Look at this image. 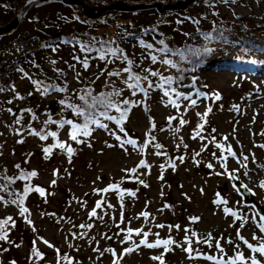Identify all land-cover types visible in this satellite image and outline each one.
I'll return each mask as SVG.
<instances>
[{"label":"rangeland","instance_id":"obj_1","mask_svg":"<svg viewBox=\"0 0 264 264\" xmlns=\"http://www.w3.org/2000/svg\"><path fill=\"white\" fill-rule=\"evenodd\" d=\"M84 1L95 9L104 6L103 0ZM177 1L185 0H165L162 4ZM7 4L0 0V19L12 14ZM155 10L157 8L131 12L115 10L122 15L118 19L117 16L115 22H122L123 16L148 20L154 16L152 12ZM80 11L83 12L80 5L63 1H50L37 6L30 18L22 20L12 35L4 38L2 43L0 40L3 49L0 52V67L10 58H18L28 48L30 38L39 33L37 21L61 19L58 23H65L64 28L70 29L74 16ZM182 11L197 15L199 19L207 18L203 26L210 27L212 21L222 23L221 28L214 29L220 39L223 37L220 42L222 46L206 47L196 53L191 50L187 69L174 62L178 78H175L171 88L197 99L195 106L183 96L177 99L171 93V98L179 105L178 109L173 107L167 103L169 97L163 98L154 84L152 89L147 90V96L138 92L135 99L130 98L129 101L134 102L135 106L131 108L123 127L126 133L130 131L137 136L133 139L137 142L135 147L131 144L121 147L115 136L95 124L90 125L94 129L92 135L81 136L79 138L85 142L76 143L70 140L68 124L62 128L56 124V140L66 142L75 150L71 162L67 152L58 147L53 148L50 155L44 156L42 140L31 134V125L27 124L43 122L45 127L49 126L50 123L45 122L56 111L55 102L60 92H38L35 95L30 91L25 92L28 82L22 74L14 79L12 89L2 91L0 87V167L12 171L13 163L22 162L31 169L29 173L35 171L38 174L33 177V182L45 190L44 196L38 192L28 193L23 207L29 211L21 215V206L10 202L20 186L15 184V187L8 189L0 187V197H3L0 200V220L12 217L21 223L16 225L10 250L6 252V264H34V259L41 256L50 264H113L116 259H119V264H160L152 257L162 254L164 264H216V261L205 257L223 256L224 260H228L237 252L243 253L245 258L256 255L264 264V257L253 254L237 236L239 229L240 236L253 245H258V241L253 239L254 234L264 236L256 227L257 223H264L260 221V215H264V187L261 186L264 182V148L259 147L264 145V0H228V3L223 0H196ZM157 12L163 16V20L171 14L170 10ZM170 17L173 18V15ZM115 22L113 27L118 26ZM103 23H107V20ZM103 26L101 32L109 29ZM183 27L189 30L194 25ZM241 35L248 38L242 39ZM233 62L243 67H231ZM7 70L10 73V69ZM144 76L152 80L149 73ZM67 77L69 87H73L76 84L73 72ZM7 78L8 72L0 75V82ZM198 92L207 94V98H198ZM215 93L221 99L215 100ZM234 105L238 106L239 111ZM209 107L212 110L205 123L202 117ZM28 109L31 111H26ZM168 117H176L171 125ZM181 118L186 121L183 125L180 124ZM111 124L115 122L111 121ZM201 124L203 129L199 128ZM19 126L27 131L23 134L22 145L17 146L21 137ZM115 127L109 130L120 136L121 140L129 138L120 133L116 124ZM197 132L199 135H196ZM46 133L49 131L46 130ZM152 137L155 139L144 148ZM49 142L48 147L52 146V141ZM156 144L162 147L157 149ZM216 144H223L225 149L230 144L236 157L217 148ZM157 152L160 154L157 155ZM224 156L227 157L226 161L222 159ZM244 156L248 157L247 161L243 159ZM179 157H183V160ZM142 160L147 167H139ZM209 163L213 165L212 168L207 166ZM130 169H136V172L127 171ZM233 174L247 185L251 201L233 188V185L236 186ZM31 178L26 180L31 181ZM15 181L13 178L12 183ZM110 185L119 187L108 192L97 191ZM220 198L226 200L227 204L214 203ZM97 201L103 202L100 208H96ZM225 207L246 217L247 223L241 226L240 220L225 215ZM94 209L97 215L90 217ZM144 212L150 215L145 218L141 215ZM258 212L260 215H256ZM192 217H199V220L193 222ZM161 224L165 227H157ZM80 225L86 227L81 228ZM168 226H172L171 229ZM128 228L149 232L147 239L150 243L168 238L177 243L170 245L167 252L164 247L150 249L141 246L124 254L121 259L124 249L133 246L132 242L122 243ZM21 230L26 232L22 233ZM193 231L197 236H192ZM143 232L140 236L133 233L132 241L138 244ZM209 234L211 247L204 242ZM186 236L192 240L191 256L183 250L188 246L184 243ZM197 239L200 243H196ZM229 239L233 243L229 244ZM217 241L224 249L223 253L216 248ZM34 248L41 253L40 256L34 255ZM111 250H115V256ZM4 255V251L0 253V264L4 263L1 260Z\"/></svg>","mask_w":264,"mask_h":264},{"label":"trees","instance_id":"obj_2","mask_svg":"<svg viewBox=\"0 0 264 264\" xmlns=\"http://www.w3.org/2000/svg\"><path fill=\"white\" fill-rule=\"evenodd\" d=\"M24 1L25 0H2V2L8 3V9L11 10L10 12L12 14L11 16L1 18L0 24H5V22L7 23L11 20ZM50 1L59 2L62 0H49L47 2ZM117 1H122L129 5H138L144 3H162V1L165 0ZM117 1L103 0V5H110L111 3ZM42 4L33 6L23 21H25L26 18H30L29 15L32 11L37 6ZM157 11H153L152 13L154 16L148 20H135L131 17L123 16L121 18L122 22H115L117 16V19L119 16H122L119 14L120 12L105 11L101 13L97 19H93L87 17L80 11V13L78 12L74 16V23L71 25L72 27L70 29L64 28L65 23H58L61 19L51 18L37 21L36 25L38 26L37 28H39V33L30 38L31 43L28 45V48L19 54L18 58H10L7 63L0 67V75L7 74V72L9 75V78H7L4 82H0V87L2 91L12 89L11 87L14 83V79L20 74L24 75L28 82L27 91L25 92L30 91L33 95L38 92L43 93L42 90L44 88L51 86H56L57 88L66 86V91L60 92L59 97L56 98V111L52 112L51 119L52 121L71 120L74 124L82 125L85 122L84 117L77 116L73 109L66 107V105L72 104L88 111L85 101L80 99V96L85 95L86 91H90L92 97H95L99 96L101 93H107L115 89L121 91V95L116 98L120 101L125 99L130 100V98L135 99L136 95L132 94L133 91H136V93L141 92L139 90L129 89L126 86L129 74L123 72V69L128 67L127 60H131L133 62L131 65L132 72L141 77L149 73L147 70L159 73L156 77L152 76L151 80L154 82H152V84L157 87V85L161 83V76L166 78L171 77L173 78V81L176 77L178 78V72L175 67L162 63L165 59L172 61L173 64L174 62H177L178 66L182 68L185 67L187 69L191 50L196 53L199 50H204L206 47H218L221 45L220 42L223 37L220 39V35L215 33L214 29L216 27L221 28L222 23L219 24L212 21L210 27L203 26L204 22L208 20L207 18L199 19L197 18V15H191L182 10H170L171 14L166 16L165 20H163V16ZM170 15H173V18L170 17ZM108 16H111L110 18L112 20L109 19ZM64 17L67 18L65 15L63 18ZM76 17H79V19H76ZM104 20H107V23H103ZM178 21H180V23H178ZM193 21H198L199 23H193ZM114 22L118 24L117 27H113ZM187 24L194 25V28L189 30L184 28L183 26ZM19 26L20 24L15 28V30H17ZM102 26H106L109 29L105 30V32H101L100 30ZM15 30H12L7 34L0 35L1 43L4 41V38L12 35ZM225 33L229 34L227 30H225ZM209 36L211 38H209ZM241 38L246 39L248 37L241 35ZM141 40L144 41L145 44L152 45V49L154 51H152L151 54L157 56V61L155 63H153L150 58V50L141 46ZM161 40H163L164 44L171 49V52L164 53L159 51V49L164 47V45L159 43ZM65 41H68V43H65ZM82 46H85L84 50H82ZM53 48L56 50L53 51ZM89 48H111L119 49L120 51L117 52L116 56H113L110 53H105L106 58L101 60L99 58L100 53L95 50L88 51ZM1 51H3V49L0 46V52ZM76 57H79V61L75 59ZM86 58L89 64L87 69L84 68L82 63V61ZM53 61H55V63H52ZM235 65L243 67L242 65L237 64V62L231 63V67H235ZM7 69H10V73ZM70 72H73V77L76 80V84H73V87H69L70 84L67 76ZM111 72H120L121 75L109 76L108 73ZM33 81L39 82L40 90H38L37 85L34 84ZM141 85L147 90L150 89L148 88L147 81L143 79L141 80ZM166 86L168 85L165 84V88ZM157 89L163 96L162 89L159 87H157ZM25 98L27 99L28 97ZM62 100L65 101V104L63 105L60 103ZM88 103H91V97L88 98ZM108 114L119 117V113H116L114 110L110 111ZM19 118L20 117H18V119ZM97 118L100 119L102 123L107 124L108 122L109 129L116 128L115 124H111V121H108L103 117ZM20 123L21 122L19 121L18 124ZM52 124L53 127H50ZM56 124L57 123H50L49 126H47L48 128L45 127L46 125L43 122H31L27 125H31V132L32 130H35L41 134H47L46 130L49 132H55L57 127ZM19 128L21 129V131H19V135L21 137L18 138L17 146L22 145L24 140L23 134L27 131L21 126H19ZM71 129L72 126L69 125V130ZM33 136L36 137L37 135ZM37 137L39 138V136ZM127 137L131 139L137 138V136L134 133H130V131H127ZM57 138L58 137H55L53 139L52 137H48L47 140L41 141V150L44 156L46 155L43 149L44 147H48V141H52V143H49L54 145L57 143ZM39 140L41 139L39 138ZM67 143H69V141H67ZM17 153L19 154L18 151ZM18 158L20 159V156H18ZM13 165L12 171H9L6 167H0V187L1 189H8L11 187L13 188L15 187V184H18L20 187L17 191H15L16 196L13 197V200L18 201L23 195L25 185H29L32 188H36L37 185L33 182V177L31 178V181L18 179L19 176L29 173L31 169L20 161L13 163ZM17 165H19L18 168ZM13 178L16 180L14 183H12ZM30 193L36 194V191H30ZM24 202L20 206L23 207L25 204ZM12 221H14L15 226L13 227L12 222H9V225L7 226L9 229H5L8 234L7 240H0V253L2 254L3 251L5 252L4 258L2 259L1 257V260L4 262L3 264H6L7 262L5 256H7L6 252L10 250L9 246L12 244L11 242L14 238L13 235L15 236L14 232L16 225H21V223H18L17 220V222L13 219ZM21 232L25 233L26 231L21 230ZM34 260V264H50L43 256L37 257V259Z\"/></svg>","mask_w":264,"mask_h":264},{"label":"snow or ice","instance_id":"obj_3","mask_svg":"<svg viewBox=\"0 0 264 264\" xmlns=\"http://www.w3.org/2000/svg\"><path fill=\"white\" fill-rule=\"evenodd\" d=\"M223 2L224 3H228V0H223ZM233 2H234V0H233ZM28 3H33V0H28ZM76 19H79V17H76ZM189 19H191V18H189ZM178 23H180V21H178ZM193 23H199V22L198 21H193ZM209 38H211V37L209 36ZM65 43H68V41H65ZM159 43L164 45L163 48L159 49L160 52H164V53L171 52V49H169L167 47V45L164 44L163 40H161ZM140 44H141V46L146 47L147 49L150 50V58H151L152 62L155 63L157 61V56L154 55V54H151V52L154 51L152 49V45L151 44H145L144 41H142V40L140 41ZM84 47L85 46H82V50H84ZM55 50L56 49L53 48V51H55ZM92 50H95V51L100 53L99 58L101 60H104L106 58L105 53H110L111 55L116 56L117 52L120 51L119 49H111V48H108V49H103V48H101V49H90L89 48L88 49V51H92ZM181 55H182V53H181ZM75 59H77L79 61V57H76ZM52 63H55V61H53ZM82 63H83V66H84L85 69H87L89 67L87 58L84 61H82ZM132 63L133 62L131 60H127L128 67H125L123 69V72H126V73L129 74L128 77H127L126 86L129 89L139 90V91L143 92L145 94V96H147V94H148L147 93V89L143 88V86L141 85V80L143 79V80L148 82V88H152L153 87L152 81L148 79V76L141 77V76L133 73L132 69H131ZM162 63L169 64L172 67H176V65L173 64L172 61H170V60H164V61H162ZM252 63H255V61H253ZM147 71L149 72V75H151L153 77H156V76L159 75V73H157L155 71H151V70H147ZM108 75L109 76H119V75H121V73L120 72H111V73H108ZM160 80H161V83H159L157 85V87H159L160 89L163 90V96L169 97V99L167 101L168 104H171L173 107H176L177 109L179 108V105L177 104L176 100L171 98V93H174L176 95L177 99H179L181 96H183V99L190 100V103H191L192 106H195L197 104V99H192L190 94L189 95H184L183 93L177 92L176 89L171 88V85L174 82L173 78H171V77H167L166 78V77L161 76ZM33 83L36 84L38 90H40L39 89V82L33 81ZM165 84H167L169 87L165 88ZM42 91H43L44 94H49L51 91L64 92V91H66V86L65 87H61V88H57L56 86H51V87H48V88H44ZM132 94L136 95V91H133ZM120 95H121V91H118V90H115V89H113L112 91H109L107 93H101L99 96H95V97H92L90 91H86V94L83 95V96H80V99L82 101H85V104L87 105L88 111H86L85 109H82V108H80L78 106L72 105V104H67L66 105V107L72 108L74 113L77 116H83L84 117L85 122L82 125L81 124H74L73 121H71V120H67V121H65V120L52 121L51 119H49L45 123L46 124L47 123H57L61 128L64 127L65 124L71 125L72 129H71V131L69 133V137H70V139L72 141H75L76 143H84L85 141L80 139L79 137H81V136H83V137L91 136L94 129H92L89 125L90 124H95L96 127L104 129L106 131H109L110 135L115 136L116 140L120 141V146L121 147H124L125 144H131V145H133L135 147L136 143H137L135 140H133L131 138H128V139H125V140H121L120 136L116 135L115 132L109 130L108 124L102 123L100 121V119L97 118V117H103L104 119H106L108 121L115 122V124L119 127V131L123 132L125 134V136H127V133L125 132V129H124L123 125H124V123L126 122V120L128 118V115H129V113L131 111V108L133 106H135V103L134 102H130L127 99H125L123 101H120V100L116 99ZM213 95H214V99L215 100L221 99V97H220V95L218 93H215ZM200 96H204L205 98H207V94L198 92L197 93V97L199 98ZM89 97H91V103H88V98ZM18 98L23 99V97H18ZM60 103L63 105V104H65V101L62 100V101H60ZM124 105H128V107H124ZM233 107L237 111H239L238 106L234 105ZM112 110H114L116 113H119V117L114 116V115H109L108 113L110 111H112ZM211 110L212 109L209 107L207 109V111L203 114L202 118L204 119L205 123L207 122L206 121V117H207L208 113L211 112ZM8 111H11V109H9ZM26 111H31V110L28 109ZM198 115H200V114L198 113ZM33 118H35V117H33ZM167 119H168L169 125H171V121L176 119V117H168ZM17 122H19V121H17ZM185 122L186 121H184L183 118L180 119V124L181 125H183ZM152 127L153 128L155 127L154 122H153ZM199 128L203 129V124L199 125ZM176 131H178V129H176ZM213 131H215V129H213ZM31 134L39 136V138L41 140H47L49 136L55 138L58 135L57 132H49L47 134H41L40 132H36L35 130H32ZM196 135H199V132H197ZM262 135H264V133H262ZM193 138H195V136ZM154 139L155 138L152 137L151 140H148L144 144L143 147L146 148L148 146V144L151 143L152 140H154ZM224 139L227 140V137H224ZM20 142H22V141H20ZM88 146L91 147L90 144ZM54 147H58V148H60V149H62L64 151H66L68 156H69V162H71V155L75 151L71 147V145H67L66 142L57 141L56 144H54V145H52L50 147H46V148L43 149L45 155L46 156L49 155L52 152V149ZM109 147H111V145H109ZM155 147L157 149H159V148L162 147V145L156 144ZM216 147L220 148L222 151H227L230 156L236 157V153L232 150V147H231L230 144L227 146L226 149H225V146L223 144H216ZM259 147L264 148V145H259ZM141 151H143V148H141ZM156 154L159 155L160 153L157 152ZM197 155H199V153H197ZM213 155H215V154H213ZM179 159L182 161L183 157H179ZM222 159L226 161L227 157L224 156V157H222ZM243 159L245 161H247L248 157L244 156ZM253 160H255L254 154H253ZM237 162L239 163V160ZM207 166L209 168L213 167V165L211 163H209ZM241 166L247 167L246 164H242ZM18 167H19V165H17V168ZM139 167H147L145 161L142 160L140 162ZM173 167H174V165H173ZM127 171H129V172L134 174L136 172V169H130V170H127ZM219 174L220 173H217V175H219ZM36 175H38V174L35 171H33L31 173H27V174H23V175L19 176L18 179H30L31 177H35ZM245 175H247V173H245ZM229 176L231 177V173H229ZM52 183L55 184V181H52ZM140 183H143V181H140ZM261 186L264 187V182L261 183ZM118 187H119L118 185H110L108 188H105V189H102V190H97V191L98 192L99 191L108 192L111 189H118ZM242 187L247 188V185H242ZM233 188L237 192L240 191V189L236 188L235 185H233ZM30 191H36L41 196L45 195V190L44 189H42L40 187L32 188L29 185H25V189H24L23 195L19 198V200L18 201L17 200H12L10 202L13 203V204H18V206L22 205L23 202H24V199L27 197V195H28V193ZM129 194L133 195V196L135 195V193H129ZM120 195H121V198H122L123 197V192H121ZM217 196L219 197V193H217ZM2 199H3V197H0V200H2ZM102 203H103L102 201H97L96 208H100ZM214 203H216V204H227V201L224 200L223 198H220V199L214 201ZM237 203H239V201ZM108 207L111 208L112 205L109 204ZM28 211L29 210L26 207H22V206L20 207V214L21 215H24ZM223 212L225 213V215H231L236 220H240L241 221V226H243L244 224L247 223V218L246 217H242V216L238 215L237 212L233 211L231 208L225 207L223 209ZM96 215H97V213H96V211L94 209L90 213V217H95ZM141 215H143L145 218H147L150 214L147 213V212H144V213H141ZM256 215H260V214L256 213ZM101 219H102V217H101ZM191 219H192L193 222H195V221L199 220V217H192ZM121 220H123V215L121 216ZM260 221H264V215H260ZM9 222H12V226L13 227L15 226L14 225V221H12V217H8L7 219L0 220V240H7L8 234H7V231H5V229L9 225ZM28 222L31 223V221H28ZM80 227L84 228L86 226L85 225H80ZM87 227L91 228V225H88ZM157 227L163 228V227H165V225L161 224V225H157ZM168 227L171 229L172 226H168ZM256 227L259 228L260 233H264V223H257ZM176 228L179 229V225H177ZM185 231L187 232L188 230L186 229ZM142 232H143V229H137V230H133L131 228L127 229V235L125 236V239H124V241H122V243L132 242L133 246L124 249V252H123V254L120 257L121 259H122V256L124 254H129V253L135 251L136 249H138L141 246H144V247H147V248H150V249L151 248L164 247V251L167 252V251L170 250L169 249L170 245L177 243L176 241H174L171 238L163 239V240L162 239H157L155 242H151L150 243V242H148V239H147V237L150 234L149 232H143V238L139 241L138 244H136L135 241H132L133 233H135L136 236H140ZM155 235L159 236V233H156ZM192 236H197V233L193 231L192 232ZM237 236H238V238L241 241H243V243L245 245H247V248L250 249L253 254H259V256L264 257V236H259L258 237L257 235L254 234L253 239L258 241V245H253L248 240H246L244 237L240 236L239 229L237 230ZM210 241H211V234H209L208 238H206L204 242L208 243L209 247H211ZM227 242L229 244L233 243V241L230 240V239ZM44 243L48 244L47 241H44ZM184 243L187 244L188 246L183 248V250L185 252L189 253V255L191 256V253L193 252V248L191 247L192 240L186 236ZM196 243H200V240L197 239ZM178 246H180V245H178ZM17 247H19V245H17ZM49 247H52V245H49ZM216 248L221 253L224 252V249L220 246L219 241H217V243H216ZM237 248H239V245H237ZM33 251H34V255H36V256H40L41 255V253H39L38 250H35V248H34ZM58 251L59 250H57V252ZM111 251H112V254L115 256L116 255L115 250H111ZM65 259H67V258H65ZM152 259L159 261L160 264H164L163 254L160 255V256H153ZM205 259L214 260V261H216V264H262V261L260 259H258L256 257V255H253L251 257L245 258V256L241 252H237L234 257H229L228 260H224L223 256H221L220 258H217V257H214V256H206ZM13 264H15V262H13ZM113 264H119V259L114 260Z\"/></svg>","mask_w":264,"mask_h":264},{"label":"water","instance_id":"obj_4","mask_svg":"<svg viewBox=\"0 0 264 264\" xmlns=\"http://www.w3.org/2000/svg\"><path fill=\"white\" fill-rule=\"evenodd\" d=\"M49 0H33V3H28V0H25L21 7L16 12L15 16L6 24L0 25V35L4 33H9L12 30H14L21 21L26 17V15L29 13L30 9L41 3H45ZM64 3L72 4V5H80L82 7L84 15H86L89 18L96 19L98 18L101 13L109 10V11H137V10H145V9H156L159 12H164L167 10H183L185 9L189 4L194 3L196 0H185V1H177V2H170L167 4L162 3H144V4H138V5H129L122 1H117L114 3H111L110 5H106L100 8H93L91 5L86 3L84 0H62ZM233 178L236 181V188L240 189V193L245 199L251 201V192L248 188L242 187V185H245L243 182L239 181V178L236 174H233ZM260 213V212H258Z\"/></svg>","mask_w":264,"mask_h":264},{"label":"bare ground","instance_id":"obj_5","mask_svg":"<svg viewBox=\"0 0 264 264\" xmlns=\"http://www.w3.org/2000/svg\"><path fill=\"white\" fill-rule=\"evenodd\" d=\"M257 97V96H256ZM254 99V98H253Z\"/></svg>","mask_w":264,"mask_h":264}]
</instances>
